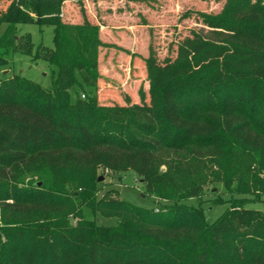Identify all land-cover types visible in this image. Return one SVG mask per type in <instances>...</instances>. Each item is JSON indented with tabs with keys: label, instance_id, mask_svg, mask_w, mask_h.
Instances as JSON below:
<instances>
[{
	"label": "trees",
	"instance_id": "obj_1",
	"mask_svg": "<svg viewBox=\"0 0 264 264\" xmlns=\"http://www.w3.org/2000/svg\"><path fill=\"white\" fill-rule=\"evenodd\" d=\"M68 1L0 2V68L55 69L48 90L0 80V264H264V212L246 208L264 198V0L196 13L227 55L194 91L152 83L124 105L101 104V27ZM20 25L52 27L53 47ZM100 171L134 173L156 205L100 196ZM206 187L239 197L212 224L187 204Z\"/></svg>",
	"mask_w": 264,
	"mask_h": 264
},
{
	"label": "rangeland",
	"instance_id": "obj_2",
	"mask_svg": "<svg viewBox=\"0 0 264 264\" xmlns=\"http://www.w3.org/2000/svg\"><path fill=\"white\" fill-rule=\"evenodd\" d=\"M0 2L3 8L11 0ZM224 4V0H83L68 1L63 9L68 20L81 21L84 10L91 22L100 25L106 43L99 56L100 102L124 105L126 96L139 103L140 91L150 104L152 83L186 91H194L202 83L203 70L219 64L227 52L211 43L209 29L197 20L196 13L217 14ZM188 13L190 17H185ZM18 29L20 34L30 35L35 47H53L52 27L20 25ZM54 71L45 61L17 55L9 69L0 68V80L20 75L48 90ZM98 175L103 178L100 196L112 190L115 197L136 206L151 209L156 205L145 197L143 183L134 173L100 171ZM237 198L222 187H206L199 202L190 200L187 204L200 203L207 223L212 224ZM247 202H251L247 209L264 212V198Z\"/></svg>",
	"mask_w": 264,
	"mask_h": 264
},
{
	"label": "water",
	"instance_id": "obj_3",
	"mask_svg": "<svg viewBox=\"0 0 264 264\" xmlns=\"http://www.w3.org/2000/svg\"><path fill=\"white\" fill-rule=\"evenodd\" d=\"M99 180H100V181H103V178H100ZM40 185H41V184H40ZM40 185H39V186H40Z\"/></svg>",
	"mask_w": 264,
	"mask_h": 264
}]
</instances>
